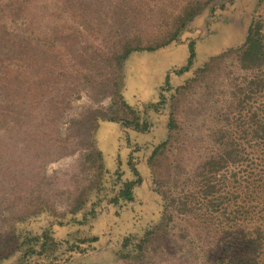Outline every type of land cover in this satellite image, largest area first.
<instances>
[{
    "label": "rangeland",
    "instance_id": "374dc122",
    "mask_svg": "<svg viewBox=\"0 0 264 264\" xmlns=\"http://www.w3.org/2000/svg\"><path fill=\"white\" fill-rule=\"evenodd\" d=\"M187 1L0 0V66L9 55L19 57L15 53L19 49L10 43L14 33L22 28L32 40L20 53L26 71L16 74L7 67L4 72L10 76H2L0 93L14 96L12 79L18 76L25 88L19 94L32 90L31 98L44 100L65 94L67 100L57 126L33 122L21 127L0 116V246L15 238L14 248H20L0 264H223L220 257L234 264L249 262L229 233L236 214L224 224L226 219L210 218L195 203L201 164L220 150L223 114L235 113L233 95L243 72L234 58L221 61L210 76L193 84V90L176 97L179 128L159 160V176H152L147 161L168 134L170 96L175 94L163 83L168 73V84L176 87L211 55L242 44L252 21L261 20L264 32V0H212L177 41L131 55L122 72L126 101L142 112L145 103L158 102L163 92L168 100L164 109H146L148 132L103 121L91 135L95 145L90 146V133L74 123L112 102L111 96L95 93L84 77L96 81L108 77L105 53L128 35H140L144 42L162 39ZM191 42L196 54L191 71L177 75L173 70L187 64ZM36 78L44 82L42 87L32 84ZM48 81L51 86L57 81L58 88L50 89ZM99 163L106 182L100 178ZM131 166L142 177L134 201L111 203L123 180L132 177ZM102 183L106 185L98 191ZM165 204L166 224L144 259L120 258L116 251L124 236L138 237L145 226L158 222ZM45 231L60 241L59 248L24 256ZM93 236L99 241L91 242Z\"/></svg>",
    "mask_w": 264,
    "mask_h": 264
},
{
    "label": "trees",
    "instance_id": "16d2710c",
    "mask_svg": "<svg viewBox=\"0 0 264 264\" xmlns=\"http://www.w3.org/2000/svg\"><path fill=\"white\" fill-rule=\"evenodd\" d=\"M211 1L188 0L175 15L171 31H168L162 39L145 40L144 42L140 35H128L126 39H121L103 57L109 74L105 80L96 81L84 76L87 78L86 83H90L91 88L100 97L109 95L112 98L111 104L106 109L91 110L86 116L84 115L74 122L81 125V130L85 127L84 133H90V146L91 143L93 146L95 145V137L91 138V135L94 136L99 128V123L103 121L120 123L124 128H131L136 132L149 131L150 122L145 114L146 109L159 111L168 107V100L163 94L165 88H163L161 99L158 102L145 103V110L140 112L126 101L121 92L124 63L134 53L153 52L177 41L188 23L202 13ZM126 25H128V20H126ZM23 31L25 30L21 28L10 38V43L15 44L19 49L15 50L19 57L8 54V61H4L0 66V80H2V76L8 75L4 72L7 67L13 69L16 74L27 69L25 65L27 63H24L20 53L28 48L32 40ZM193 45L194 43L191 42L187 64L178 71L174 68L173 72L177 75L191 71L196 57ZM228 57L234 58L238 68L243 72L242 80L236 86V92L233 95L235 101L233 111L235 113L231 116L230 111L227 110L223 114L224 122L218 137L221 143L220 150L211 154L201 164L202 180L197 185L198 193L195 196L198 200L195 203L196 205L200 203L198 209L201 207L206 209L210 218L226 219L224 224H227V220L231 219V214H236L233 216L234 225L229 230V233L233 235L234 244L239 245L242 252H246V256L250 258L247 264H260V261H263L261 255L264 254V32L261 20H254L248 25L247 35L242 44L211 55L193 71V76L186 79L183 84L176 87L170 86L168 83L171 82V73H168L166 81L163 83H165V87H168L167 91H175V94L170 96L172 104L169 106L171 110L168 118V134L166 139L153 148L147 162L152 176H159L161 171L159 160L169 150L174 140V134L179 128L176 97L193 90L195 88L193 84L210 76L214 67ZM22 81L18 76L12 79L11 91L15 92L14 96L9 92L4 96L0 93V116L10 117L11 123L21 127L33 122L38 125L52 122L53 126H57L58 120L67 107L66 95L53 94L45 100L43 98L36 99L35 96L31 98L32 90L28 95L19 94L25 93ZM32 84L42 87L44 82L36 78L33 79ZM48 86L50 89H57L58 82L53 81L52 87L48 81ZM31 88L30 85L29 89ZM70 89H75V86H70ZM97 151V155L101 159V152ZM96 167L99 171L103 170V165L100 163ZM131 172L132 177L123 180L117 194L110 198L111 203L117 204L119 200L134 201V191L136 186L142 183V177L135 166H131ZM105 174L102 171L100 178L104 179ZM116 183L117 181H115ZM105 185V183L100 184L98 191L104 189ZM163 207L165 215L163 213L158 222L145 226L140 236L135 237L131 234L124 236L120 248L116 251L120 258L135 261L144 259L153 242L156 241L155 238L161 236V227L166 224L168 206L165 204ZM12 235L15 237L14 231ZM99 239L100 237L93 236L90 241L97 242ZM34 240L35 244L24 250V256L42 254L49 249L56 251L60 244V241H57L50 231L43 232ZM17 243L18 239L10 238L8 244L0 246V261L10 259L16 250H20V248H16V250L14 248ZM219 261L223 264H234L230 259L221 257ZM243 263L246 262L239 264Z\"/></svg>",
    "mask_w": 264,
    "mask_h": 264
}]
</instances>
